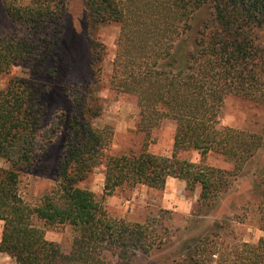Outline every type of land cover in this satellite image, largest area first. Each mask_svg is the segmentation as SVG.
I'll use <instances>...</instances> for the list:
<instances>
[{"label":"trees","instance_id":"obj_1","mask_svg":"<svg viewBox=\"0 0 264 264\" xmlns=\"http://www.w3.org/2000/svg\"><path fill=\"white\" fill-rule=\"evenodd\" d=\"M82 1L92 28L120 24L110 85L137 99L144 132L165 119L176 122L173 155L145 149L111 154L115 132L96 126L102 110L93 80L81 82L72 88L77 110L68 119L56 185L37 205L26 203L21 175L37 165L59 130L43 123L44 90L11 72L21 61L56 58L69 0H4L13 31L0 25V158L9 164L0 168V254L16 264H133L141 254L172 245L152 225L109 218L95 194L79 187L101 165L106 196L139 185L162 190L168 178L185 181L190 192L199 186L198 204L205 214L192 223L198 230L239 180L249 178L264 201V137L222 126L220 120L230 95L264 104L263 50L254 38L264 27V0ZM210 4L212 14L202 20ZM92 46L93 75L103 64L105 46L97 39ZM192 150L200 152V163L181 157ZM209 153L232 163L233 170L206 164ZM61 226L76 232L69 251L46 238L47 229ZM225 227L215 221L212 232L193 236L186 250L178 246L174 255L182 264H264V237L228 245L221 232Z\"/></svg>","mask_w":264,"mask_h":264},{"label":"rangeland","instance_id":"obj_2","mask_svg":"<svg viewBox=\"0 0 264 264\" xmlns=\"http://www.w3.org/2000/svg\"><path fill=\"white\" fill-rule=\"evenodd\" d=\"M3 2L0 0V25L6 32H11L13 23ZM211 14L212 4L206 6L201 19L205 20ZM63 24L64 31L56 48L58 53L55 59H51L52 55L45 61L41 58L31 62L21 61L14 65L11 72L13 76L33 81L44 90L41 97L42 106L46 110L43 123L59 130L52 143L45 148L37 165L21 175L20 193L31 206L37 205L56 185V175L67 146L68 119L77 110L71 99L72 88H78L81 82L93 80L94 95L99 99L102 110L95 122L96 126H110L115 132L111 154H139L145 149L158 156L173 155L176 122L165 119L150 133L144 132L140 125L142 117L137 99L117 92L110 85L121 32L120 24L108 22L92 28L82 0H69ZM254 38L258 48L263 50L264 57V27L256 31ZM92 39H97L105 46L103 64L97 66L99 71L93 75ZM7 79V76L2 77V83ZM220 120L222 126L264 137V104L261 102L230 95L225 99ZM181 157L194 163L202 161L200 152L194 150L182 153ZM204 161L222 170L232 171L234 168L232 163L216 153H209ZM0 168H9V164L2 158ZM105 176L106 167L101 165L79 187L95 194L109 218L152 225L164 238L172 240V245L167 246V249L155 250L149 256L141 254L133 264H182L180 255H174L175 248L182 245L180 249L184 252L188 247L185 242L199 233L205 235L208 231L212 232L211 225L215 221L226 226L221 232L228 245L257 243L264 237V201L258 199L249 178L236 183V188L220 201L208 217V222L198 230L192 223L204 218L205 214L200 211L198 204L201 193L199 186L190 192L186 189L185 181L174 178L162 190L139 185L120 188L112 196H106ZM3 226L4 223L0 221V240ZM75 237L76 232L71 226L49 228L46 231L47 240L59 243L65 251L71 249ZM0 264H16V261L7 254H0Z\"/></svg>","mask_w":264,"mask_h":264},{"label":"crops","instance_id":"obj_3","mask_svg":"<svg viewBox=\"0 0 264 264\" xmlns=\"http://www.w3.org/2000/svg\"><path fill=\"white\" fill-rule=\"evenodd\" d=\"M174 179V178H168L166 185H169V180Z\"/></svg>","mask_w":264,"mask_h":264}]
</instances>
